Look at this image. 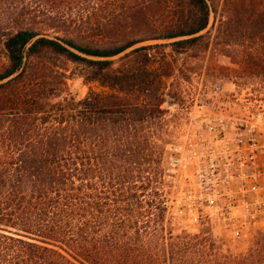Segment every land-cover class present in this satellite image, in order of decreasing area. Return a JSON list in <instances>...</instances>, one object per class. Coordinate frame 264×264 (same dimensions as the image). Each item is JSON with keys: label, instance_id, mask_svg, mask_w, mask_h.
Wrapping results in <instances>:
<instances>
[{"label": "trees", "instance_id": "obj_1", "mask_svg": "<svg viewBox=\"0 0 264 264\" xmlns=\"http://www.w3.org/2000/svg\"><path fill=\"white\" fill-rule=\"evenodd\" d=\"M223 7L218 19L215 0H0V82L11 78L0 84V264H264V232L232 254L209 231L174 236L165 225L153 51L181 54L215 33L216 47L243 48L264 72L263 0ZM212 13L204 35L113 60L196 35ZM53 60L104 91L54 102L67 74Z\"/></svg>", "mask_w": 264, "mask_h": 264}, {"label": "built area", "instance_id": "obj_2", "mask_svg": "<svg viewBox=\"0 0 264 264\" xmlns=\"http://www.w3.org/2000/svg\"><path fill=\"white\" fill-rule=\"evenodd\" d=\"M181 106L184 130L164 154L169 216L219 228L233 242L253 239L264 232L263 133L228 110L218 85L187 94Z\"/></svg>", "mask_w": 264, "mask_h": 264}, {"label": "rangeland", "instance_id": "obj_3", "mask_svg": "<svg viewBox=\"0 0 264 264\" xmlns=\"http://www.w3.org/2000/svg\"><path fill=\"white\" fill-rule=\"evenodd\" d=\"M224 1L215 0L218 7V19L226 17ZM215 21V14L212 13L210 18L212 26L209 31L212 30ZM214 35L215 33L208 42L201 43L181 54H173L168 48L153 51L158 55L151 68L157 70L163 77L159 97L164 103L152 132L154 144L157 147L155 154L162 156L163 167L165 166V148L184 130L185 115L181 110L184 98L190 93L197 94L199 88L221 86L228 110L240 116L253 118L264 135V72L256 69L254 63L251 65L246 63L243 55H239L241 51H244L243 48L216 47ZM53 62L62 64L67 74V85L58 89L54 102H61L66 97H73L79 101L84 99L91 90L104 91L98 84H88L84 81L82 75L85 71L82 67L62 60H53ZM5 63V46L1 45L0 66ZM128 65L130 60L126 62V66ZM165 225L166 230L172 232L174 236L183 234L194 236L209 231L212 238L219 242L218 244L224 245V251L232 254L245 252L253 241L250 239L247 242H233L219 228L205 225L199 229H192L176 217H170Z\"/></svg>", "mask_w": 264, "mask_h": 264}, {"label": "water", "instance_id": "obj_4", "mask_svg": "<svg viewBox=\"0 0 264 264\" xmlns=\"http://www.w3.org/2000/svg\"><path fill=\"white\" fill-rule=\"evenodd\" d=\"M211 26H212V23L209 24V26L205 30L201 31L200 33H198L196 35L189 36V37H180V38L166 39V40H146V41H144L142 43H138L135 46H133L132 48L126 50L122 54H120L117 57H115L113 60H117L118 58L125 56L129 52H131V51H133V50H135L137 48L143 47V46L156 45V44H171V43L178 42V41H181V40H185V39H189V38H193V37L204 35V34L209 32V30L211 29ZM40 37H48L50 39H53V37H50V36H40ZM9 79H11V78H9ZM9 79H6L3 82H0V84H2L4 82H7Z\"/></svg>", "mask_w": 264, "mask_h": 264}]
</instances>
